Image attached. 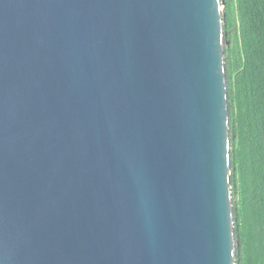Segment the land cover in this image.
Listing matches in <instances>:
<instances>
[{
	"label": "water",
	"instance_id": "95a60500",
	"mask_svg": "<svg viewBox=\"0 0 264 264\" xmlns=\"http://www.w3.org/2000/svg\"><path fill=\"white\" fill-rule=\"evenodd\" d=\"M223 0H0V264H237Z\"/></svg>",
	"mask_w": 264,
	"mask_h": 264
},
{
	"label": "trees",
	"instance_id": "16d2710c",
	"mask_svg": "<svg viewBox=\"0 0 264 264\" xmlns=\"http://www.w3.org/2000/svg\"><path fill=\"white\" fill-rule=\"evenodd\" d=\"M237 264H264V0H223Z\"/></svg>",
	"mask_w": 264,
	"mask_h": 264
}]
</instances>
